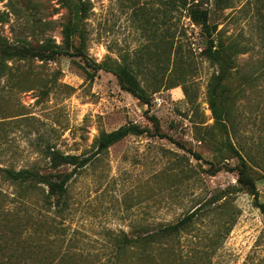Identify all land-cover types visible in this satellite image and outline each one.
I'll return each mask as SVG.
<instances>
[{
  "label": "rangeland",
  "instance_id": "374dc122",
  "mask_svg": "<svg viewBox=\"0 0 264 264\" xmlns=\"http://www.w3.org/2000/svg\"><path fill=\"white\" fill-rule=\"evenodd\" d=\"M198 1L213 35L235 51L227 129L208 103L218 66L178 0H88L86 54L128 61L148 104L76 54L9 61L12 71L0 77V166L70 170L50 166L51 149L91 157L69 178L60 214L43 206L41 187L24 202L0 177V264H106L112 236L152 232L189 212L190 223L151 243L141 264L264 262V211L237 181V156L215 150L221 138L234 143L264 202V0ZM0 14L10 38L29 34L36 21L39 36L59 42L67 8L61 0H0ZM131 123L146 130L129 132ZM101 130L120 135L93 155ZM64 253L70 258L59 260Z\"/></svg>",
  "mask_w": 264,
  "mask_h": 264
},
{
  "label": "trees",
  "instance_id": "16d2710c",
  "mask_svg": "<svg viewBox=\"0 0 264 264\" xmlns=\"http://www.w3.org/2000/svg\"><path fill=\"white\" fill-rule=\"evenodd\" d=\"M178 2L179 5L186 7L190 19L200 25L207 40L203 51L218 66V70L211 75L208 82V103L217 126L227 129L226 125L231 121L229 106L231 96L228 86L232 68L235 66V51L230 42H225L220 36L215 37L213 35L216 26L208 21V10L198 0H178ZM61 3L66 6L67 14L61 24V40L59 42L50 35L39 36L36 21L32 23L29 34L14 39L0 31V77L12 71L13 63H9V61L31 58L48 60L61 53L76 54L92 66L93 72L100 68L111 71L116 76L120 87L148 104L150 101L149 93L141 84L128 61L109 55L100 61H96L86 54L84 23L89 10L88 0H61ZM5 19L0 14V21ZM42 23L45 24L46 22ZM150 118L157 130L159 128L158 118L154 114H151ZM126 129L132 133H141L146 130V128L135 123L129 124ZM118 135L120 133L115 134L101 130L95 139V150L92 154L96 155L106 150L114 137ZM215 144L217 152L221 154L227 152L231 156H237L238 161L234 164V169L237 171V181L254 196L257 206L264 211V202L257 200L255 169L228 137L217 140ZM48 155L51 167L57 168L62 163H68L72 165V168L68 171H42L36 166L20 168L0 166V177L16 184L18 188L16 195L24 202L37 188L41 187L43 206L60 214L67 207L69 178L78 167L86 164L91 156L64 153L56 149H51ZM193 216L194 212H189L176 221L158 225L152 232L148 233L129 234L126 231H121V233L112 236L113 251L108 256L106 264H141V259L145 255L149 257L146 251L150 248L151 243L163 242L164 239L178 233L190 223ZM66 256L69 257V254L60 255L59 260L67 259Z\"/></svg>",
  "mask_w": 264,
  "mask_h": 264
}]
</instances>
